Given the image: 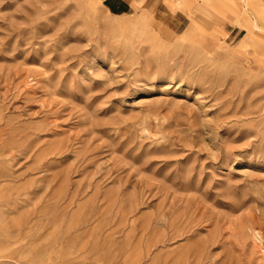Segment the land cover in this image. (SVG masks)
Here are the masks:
<instances>
[{
  "label": "rangeland",
  "instance_id": "rangeland-1",
  "mask_svg": "<svg viewBox=\"0 0 264 264\" xmlns=\"http://www.w3.org/2000/svg\"><path fill=\"white\" fill-rule=\"evenodd\" d=\"M173 1L0 0V264H264V0Z\"/></svg>",
  "mask_w": 264,
  "mask_h": 264
},
{
  "label": "crops",
  "instance_id": "crops-1",
  "mask_svg": "<svg viewBox=\"0 0 264 264\" xmlns=\"http://www.w3.org/2000/svg\"><path fill=\"white\" fill-rule=\"evenodd\" d=\"M101 1L105 2V4H107V7L109 10H113L114 12L121 10L120 12H124L126 10L131 9L137 3L136 1H138V0H101ZM140 1H143V0H139V2ZM159 1H162L163 4L168 9L171 8L169 6H172L171 4L174 2L173 0H171L172 2H169L167 0H159ZM179 1H180L179 8H181L179 10V12L182 13L183 17H186L187 13L188 12L190 13L192 11H194L192 15H195V18L199 15L198 13H196V9H198L197 7H199V6H197V4L194 1H191V0H179ZM226 2H227L226 0H199V2H197V3H202L205 5V9L209 13L208 16L204 15L205 17H209L210 15H215L216 18L217 17H220V18L225 17L226 18V16L229 14L232 16L233 15L235 16V13L233 11L234 8H232L230 4L229 5L226 4ZM194 8H195V10H193ZM222 12H225V13L221 16L220 14Z\"/></svg>",
  "mask_w": 264,
  "mask_h": 264
},
{
  "label": "bare ground",
  "instance_id": "bare-ground-1",
  "mask_svg": "<svg viewBox=\"0 0 264 264\" xmlns=\"http://www.w3.org/2000/svg\"><path fill=\"white\" fill-rule=\"evenodd\" d=\"M197 23H198V22H197ZM251 24H252V30H253V28L257 27L256 24H255V22H252ZM198 25H200V24L198 23ZM200 26H201V25H200ZM247 35H249V33H248Z\"/></svg>",
  "mask_w": 264,
  "mask_h": 264
}]
</instances>
